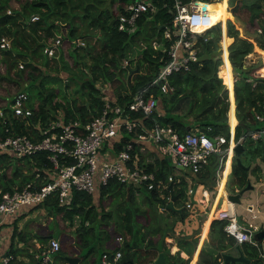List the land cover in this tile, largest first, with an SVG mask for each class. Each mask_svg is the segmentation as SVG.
I'll list each match as a JSON object with an SVG mask.
<instances>
[{
  "label": "trees",
  "instance_id": "obj_1",
  "mask_svg": "<svg viewBox=\"0 0 264 264\" xmlns=\"http://www.w3.org/2000/svg\"><path fill=\"white\" fill-rule=\"evenodd\" d=\"M13 1H18V5ZM133 1L0 0V39L6 37L10 41L8 49L0 48V65L4 68V71L0 70V107L4 113L0 116L1 139L26 135L37 142L42 138L39 130L47 128L53 121L87 122L102 114L105 102L112 106L127 103L144 89L156 95L160 113L159 116L145 117L142 114L138 117L148 128L154 125L171 126L179 135H183L195 129L206 131L210 126V134H223L229 139L228 111L229 122L235 124L238 121L234 134L236 140L259 128L260 124L254 120V112L260 111L259 104L263 98L264 59L259 58L258 63L249 65H246V61L248 55L254 52L253 41L264 50V0H230L229 3L243 32L242 36L232 20L226 21L228 43L232 39L227 47L228 61L235 77L232 89L235 106L232 104L230 110L229 89L225 85L226 68L228 72L230 69L229 66L224 69V62L222 65V30L220 23H217L230 19L229 16L219 19L204 33L196 34L198 60L190 65L188 71L173 72L168 78L173 90L162 92L159 85L150 87V84L169 60L163 49L168 48L171 42L163 38V32L173 26V14L169 10L174 0H149L156 11L143 13L133 31H120L118 16L124 14L126 5ZM226 7L227 2L222 9ZM241 10L246 11V20L240 17ZM32 16L38 19L31 21ZM50 39H60L62 42L57 56L51 58L43 51ZM153 41L163 42V45L154 48ZM63 45L66 51H63ZM65 54L71 61L67 60ZM125 61L127 65H124ZM19 62L23 63V68L18 67ZM19 92L28 96L27 106L32 110L30 116H16L9 107L11 99ZM234 109L237 120L233 118ZM137 115L141 113L134 116ZM130 137L131 134L126 131L120 132V138L114 144L115 150L122 149ZM243 147L240 158L244 166H251L257 158L264 161V136L256 141L245 138ZM46 155L47 152L40 151L23 157L26 159L24 172L23 166L14 161L22 158L1 153L0 169H4V172L0 174V192L21 189L29 182L40 186L51 180L47 174L50 163ZM140 159L144 161V156L141 155ZM220 162L219 154L214 153L209 157L207 164L194 178L201 184L198 187L202 189L211 180L215 181ZM13 163L15 166L12 169ZM233 164V187L242 189L249 181V172L235 161ZM170 167L164 156H158L154 163L147 164V170L155 172L158 181L154 189L148 191L146 202L138 203L133 189L127 190L123 185L111 183L102 187L96 195L74 192L70 206H60L53 193L42 203L30 206L25 211L43 209L54 217L51 220L55 229L48 231V235L59 239L61 246L58 252L66 256L82 257V248L91 241L84 237L93 234L94 227L104 226L101 232H105V235H99L100 243L103 237L105 241L100 257L103 252L120 250L121 257L116 264H153L157 255L163 252L170 264H188L190 258L183 259L180 251H185L191 257L197 239L191 238V234L178 236L175 233L176 223L185 219L187 214L185 211L182 215L174 211L163 214L158 208L167 203L168 188H163L161 184H166L168 174L172 173ZM187 185L184 178L174 184L175 194L178 195L175 205L178 207L182 206L179 200L187 196ZM120 193L124 194L123 200L114 210L107 212L106 206L110 203H105L104 196ZM161 194L165 196L161 197ZM141 217L145 221H139ZM108 218L113 219L110 228L104 223ZM66 222L70 228L75 227L76 237L65 235L66 228L62 226ZM226 223L225 219H215L211 223L209 245L214 249L222 250L224 247L220 243L227 235L224 231ZM57 230H61L58 236L54 232ZM35 235L42 241V249L45 248L46 240L42 237L45 234L38 232ZM117 237H121L122 241ZM166 238H172V243L178 246L179 250L174 254H171L169 247L172 243L165 242ZM229 244L233 245L235 241L231 239ZM241 245L242 251L247 252L252 262H261L255 247L249 243ZM221 250L214 254L213 250L207 251L203 247L197 264H220ZM90 252L82 259L92 260L91 264H95L96 259L89 255Z\"/></svg>",
  "mask_w": 264,
  "mask_h": 264
},
{
  "label": "built area",
  "instance_id": "obj_2",
  "mask_svg": "<svg viewBox=\"0 0 264 264\" xmlns=\"http://www.w3.org/2000/svg\"><path fill=\"white\" fill-rule=\"evenodd\" d=\"M213 1L174 0L173 7L169 10L173 14V26L167 27L163 32V38L171 42L168 48L163 49L169 60L159 71L157 78L151 82L150 87L159 85L162 92L173 90L168 83L169 76L173 72L188 71L190 65L198 60L195 37L202 32L195 29L198 26H206V29H209L215 25L212 24L209 10L206 7L203 9L205 4ZM125 10L124 14L118 16V30L123 32L133 31L138 18L145 12L154 13L156 7L149 0H134L126 5ZM37 19V16H32L30 20ZM60 42V39H50L43 50L44 53L50 58L56 56ZM76 42L84 45L80 40ZM162 45L163 42L153 41L154 48ZM9 47L8 38L1 37L0 48ZM124 65H127V61ZM18 67L23 68V63L19 62ZM27 101L28 96L24 92L13 96L9 107L14 115L27 117L32 114ZM157 101L158 98L152 91L147 93L144 89L133 95L127 103L112 106L108 101L105 102L102 114L87 122L53 121L47 128L39 130L42 138L37 142L26 135L0 138V154L11 153L16 158H23L40 151L47 152L46 159L50 163L47 174L51 178L40 186L29 182L21 189L0 192V227L13 222L28 207L42 203L53 193L56 194L60 206H70L74 192L96 195L102 187L111 183H118L128 189L136 190L144 187L147 191L153 190L158 180L155 172L147 170L148 161L145 156L150 150H153L157 156L167 157L169 162L173 161L178 169L196 174L207 164L212 154L221 155L224 161L230 154L231 157L234 156V147L238 143L243 144L247 135L257 138L264 133V129L251 131L236 140L235 130L227 139L223 134H210L212 131L210 126L206 131L195 129L183 135H179L171 126L154 125L148 128L142 118L138 117L143 116L142 114L145 117L154 114L159 116ZM259 106L260 111L254 112V120L257 123H264V90ZM135 113L141 115L134 116ZM3 114L0 107V116ZM122 131L131 134V137L122 149L115 150L114 144L119 140ZM141 155L144 156V161L140 159ZM179 182V177L171 173L168 174L166 184L161 186L168 188L169 184L173 183L174 191V184ZM193 194L194 190L191 187L187 190V195ZM164 196L161 194V197ZM170 200L168 190L167 203ZM227 201L235 204L228 199ZM194 204L195 202L189 200L185 207L188 209ZM247 210L252 212V207L248 206ZM216 217L227 220L224 231L238 244H253V225L249 222L247 226L241 225L234 210L230 213L223 212ZM117 240L122 241V238L117 237ZM60 246L59 239L50 237L45 248L39 247L40 251L35 256L38 259L37 264H57L55 254ZM120 257V250L113 253L103 252L100 264H116ZM13 259V254L7 253L0 260V264H9ZM261 263L264 264V261Z\"/></svg>",
  "mask_w": 264,
  "mask_h": 264
},
{
  "label": "crops",
  "instance_id": "obj_3",
  "mask_svg": "<svg viewBox=\"0 0 264 264\" xmlns=\"http://www.w3.org/2000/svg\"><path fill=\"white\" fill-rule=\"evenodd\" d=\"M214 1H220V0H214ZM221 1H224V0H221ZM225 1L227 2V7H226L227 9L226 10L230 11L231 6H229V4H228V2H230V0H225ZM224 7H225V2L223 3L220 10H224V9H222ZM232 15H233V13L228 15L229 18H233L234 16L232 17ZM227 20H232V19H227ZM233 20H235V17ZM226 21L218 22V23H220L221 30H222L221 40L224 36L229 38L226 34ZM233 23L236 25V27L240 31V34L243 36L242 29L238 26L236 20L233 21ZM205 31L206 30L201 31V32H205ZM231 41H232V39H231ZM231 41L228 43V45L231 43ZM251 41H253V40H251ZM253 43H254V53L255 54L257 53L259 55V57L263 58L264 56H261L260 55L261 53L257 51L258 47H257L256 43L254 41H253ZM220 45H221V43H220ZM228 45H227V47H228ZM222 55L223 54H222V47H221V58H222ZM228 60L229 59H225V63H228L229 62ZM222 65H223V60H222ZM222 65H220V66H222ZM230 70L232 71V67ZM232 76H233V83H234L233 71H232ZM232 89L233 88L229 89L230 93L233 92ZM229 109H230V107H229ZM234 112H235V109H234ZM236 120H237V118H236ZM236 124H237V121L235 124H232L229 122V126H230L231 130H233L235 128ZM260 127H261V129H264V123L260 124ZM157 157L158 156L156 155V153L153 150H150L148 152V155L145 156V159H147L148 163H154L155 160L157 159ZM228 157L230 158L231 154L229 156H227V158L224 159V161L221 157L220 167H221V165H222V167H221V169L218 168V170L216 171L215 181L211 180L209 182V184L206 187H203L202 189H201V187H198L201 184H198L196 179L194 180V178L196 177V174H193L191 172L184 171V170H181L178 168H177L178 169L177 174L172 173L174 176H178L180 180L182 178H184L188 184L187 185L188 189L192 187L194 190L193 195H187V201L186 202H189V200H190L191 202L193 201L196 203L194 205H192L191 208H188V209L182 204V206H181L182 207V213L181 214L179 213V214L182 215L183 211H185L187 216L185 217V219L178 221L176 223V226H175L176 235L181 236L183 233L184 234H191L190 235L191 238L197 239V245H196L191 257H189V255L185 251H180V256L183 259L190 258L188 264H197L199 252L203 247L207 251L213 250L214 254H215V252H220V250H221V249H214L213 246L209 245V242L211 243V235H210L211 223L213 220L218 219V218L216 217V215H214L213 217L210 218L209 221H208V219H209L210 213H211L214 205L216 206V211H219V214L224 210V208L226 207V201H227L226 194H227V192L236 193L239 190H241V189H235L233 187L234 185L232 183L233 182L232 180L230 182V179L233 178L232 170L234 167L233 163L235 160H234V156H233V157H231V161L229 163V162H227ZM248 167H249V169H248L249 181L248 182L251 184V188L247 189L246 191L243 192V194L241 195L240 203L234 204V211L237 215V220L241 225L247 226V222H249L253 225V233H254V232H257L260 230H264V161H262L260 158H257L255 161H253L251 166H248ZM179 171H182V173H179ZM169 174H171V173H169ZM219 188L223 189V192L221 193L219 198H217V196H218L217 193H218ZM126 189L128 190V188H126ZM232 189H233V191H232ZM196 190L198 192L196 193V198H195ZM199 196H202V198L201 197L199 198ZM215 201L217 202V204L215 203ZM201 203H204V204L201 205ZM175 206L178 207L177 205H175ZM248 206L252 207V212L247 210ZM200 207L204 208L202 211L204 213V215H200L197 213L196 214H190V215L188 214V212H190L189 210H195L196 209V210L200 211ZM205 208H208V211H205ZM194 212H196V211H194ZM44 216H45V213H44L43 209H40V210L36 209V210L29 211V212L23 211V213H21V215L19 216V218L16 221L14 220L13 222H9V223L1 226L0 227V260L2 259L3 256H5L7 253H9V251L12 250V251H14V253H12L14 256V259L9 264H37L38 260H36L37 258L35 256L40 250V248H39L40 245L43 243H42V241H39L37 239L35 234L38 232L45 234V235H42V237L44 236L43 238H45L46 241H47V239H49L50 237L53 236L50 234L48 235V230H45L47 228H45L44 225H46V223L48 221H46L47 218ZM196 216L201 217L200 218L201 224L199 226H198L197 220H196V218H198V217H196ZM111 225H110V227H111ZM231 239H233L235 241V244H233V245L229 244V241ZM46 241H45V243H46ZM165 242H167L169 244V243H172L173 241H172V238H166ZM220 244H222L224 246L222 249L223 251L226 250L227 252L237 254V251L235 249V245L238 243L236 242V240L233 237L225 235V237L222 239ZM245 244H248V243H245ZM250 245L255 247V249L257 250V252L260 256L261 262L264 261V240L257 241L255 239H253V244H250ZM169 247H170L171 254H174L175 252H177L179 250L178 246L175 243L170 244ZM241 249H242V245H241ZM243 253L248 257V255L246 254L247 252L246 253L243 252ZM59 254L60 253L57 252L55 254V256L56 255L59 256ZM98 257L100 260L99 255H98ZM82 260H85V259H82ZM61 262H65V260H63ZM86 264H88V263H86ZM220 264H223L222 258L220 259Z\"/></svg>",
  "mask_w": 264,
  "mask_h": 264
},
{
  "label": "rangeland",
  "instance_id": "obj_4",
  "mask_svg": "<svg viewBox=\"0 0 264 264\" xmlns=\"http://www.w3.org/2000/svg\"><path fill=\"white\" fill-rule=\"evenodd\" d=\"M16 3V6L18 5V1H13L12 3ZM224 2H226L225 0L224 1H215V2H213L214 3V8H217V9H219L220 10V8L222 7V5H223V3ZM230 2H228V4H229ZM231 12V14H232V10H230ZM239 14H240V17L242 18V19H245L246 20V17H247V13H246V11L245 10H241V11H239ZM232 17H233V15H232ZM230 19H234V17L233 18H230ZM227 20V19H226ZM225 20V21H226ZM234 21V20H233ZM225 42V43H224ZM220 43H221V45H220V48L222 47V60H223V62H224V64H225V66H224V69L227 67V66H229V69H231V65L229 64V63H225V59H228V52H227V45H228V40H227V37L226 36H224L223 38H222V40L220 41ZM62 44V42H60V44H59V46ZM63 51L66 49L65 48V45H63ZM67 50V49H66ZM65 50V51H66ZM257 51L258 52H260L261 54V56H264V54H263V52H264V50H261L259 47L257 48ZM57 52L59 53V51L57 50ZM66 55V57L68 58L67 60H69V61H71V59L68 57V55L67 54H65ZM54 56V55H53ZM57 56V55H56ZM52 57V56H51ZM259 58H261V57H259V55L256 53H251L250 55H248V58H247V61H246V65H249V64H251V63H253V62H257L258 63V60H259ZM264 58V57H263ZM263 58H261V59H263ZM0 70L1 71H4V68L0 65ZM226 70H227V73H225L226 74V83H225V85H226V87L228 88V89H231V88H233V76H232V71L231 70H229V72H228V69L226 68ZM234 75V74H233ZM234 79H235V77H234ZM0 92H1V90H0ZM229 92V91H228ZM234 92V91H233ZM230 93L229 92V101H230V103H229V107H231V105L232 104H234V106H235V103H234V93ZM2 94V93H1ZM61 98V97H60ZM230 110V109H229ZM236 117V115H235V112H234V114H233V118H235ZM228 117H229V111H228ZM228 120H229V118H228ZM237 124H238V121H237ZM237 124H236V126H237ZM259 124H263V123H259ZM228 125H229V121H228ZM236 126H235V128H236ZM230 127V126H229ZM235 128L233 129V130H231V128H230V134L232 135L233 133H234V130H235ZM256 130H261V127L259 126V128L258 129H254V130H252V131H256ZM259 134V133H258ZM248 137L246 138V139H248V140H253V141H256L257 139H259V138H262L263 136H264V134L263 133H261L260 134V136H258L257 138H251L250 137V135H247ZM15 162H16V164H19V165H21V166H23V171L25 172L26 170H25V166L23 165L25 162H26V159L25 158H22V159H20V160H14ZM156 161V160H155ZM230 161H231V157L229 158L228 157V159H227V162H229L230 163ZM173 161H171V162H169V167L171 166V163H172ZM226 162V163H227ZM15 166V164L13 163L12 164V169H13V167ZM221 167H222V165H221ZM221 167H220V169H221ZM170 171L172 172V173H174V174H177V172H178V169L177 168H175V167H170ZM4 172V169H0V174L1 173H3ZM9 172V171H8ZM179 173H182V171H179ZM231 180H232V178L230 179V182H231ZM133 191V194H134V196H135V198H136V200H137V202L138 203H142L143 201H145L146 202V198H147V196H148V191L146 190V188H144V187H140L139 189H136V190H132ZM219 194V190H218V193H217V195ZM123 198H124V194L123 193H120V194H115V195H112V196H104V199L103 200H105V203L106 202H109L110 203V205H108V206H106V211L107 212H109V211H111V210H114L116 207H117V205L123 200ZM185 198V196L184 197H182L181 198V200H179L180 202L179 203H181V204H183L184 206H185V202L187 201V196H186V198ZM217 198H219L218 196H217ZM218 201V200H217ZM176 203V202H175ZM215 203L217 204V202L215 201ZM204 203H201V205H203ZM97 205H99L98 203H97ZM159 208V207H158ZM203 209L204 208H202V207H200V211L199 210H189L190 212H188V214L190 215V214H200V215H204V213L202 212L203 211ZM160 210V209H159ZM213 210H216V206L214 205V207L212 208V211ZM163 214L164 213H167V212H169V211H171V210H160ZM194 211H196V212H194ZM205 211H208V208H205ZM212 211H211V213H212ZM41 212V211H40ZM44 213H45V216L44 217H46V216H49V213L46 211V210H44ZM196 217H198V216H196ZM54 217H52V215L50 214V216L47 218V220L46 221H48L47 223H46V225H44V227L45 228H47V229H45V230H48V231H53L54 229H55V225H54V221L53 220H51V219H53ZM201 217H198V218H196V220H197V224H198V226L201 224V219H200ZM145 221V219H143L142 217L141 218H139V221ZM210 220V218L208 219V221ZM104 223H106L107 224V226L108 227H110V225L113 223V219L112 218H108V219H106L105 221H104ZM64 229L66 228V233H65V235L67 234V236H71V237H76V236H74V231H75V227H73V228H70L69 227V225H68V222H66L65 223V226H62ZM64 229H62V231H64ZM105 229V227L104 226H100V227H94L93 228V234L92 233H89V234H87L84 238H88L89 240H91L90 241V243L89 244H87V246H85V247H83L82 248V257H84L87 253H89L90 252V249H92V251L90 252V254L89 255H91L93 258H95L96 259V262H95V264H100V260H99V257H98V255H100V253H101V251H102V249H103V247L105 246V241H104V237L102 238V242L100 243V237H99V235H101V236H104L105 235V232H101V231H103ZM109 231H110V229H109ZM55 232V235L56 236H58L60 233H61V230H57V231H54ZM68 240H69V238H68ZM40 246H42V244L40 245ZM64 256H65V254L64 253H60L59 254V256H55V261H56V263L57 264H60V262L61 261H63L64 260ZM92 257H90V258H92ZM92 258V259H93ZM36 260H38V259H36ZM88 263V264H91V262H92V260L90 261L89 259L88 260H80V262H79V264H86V263ZM93 264V263H92ZM239 264H241V263H239Z\"/></svg>",
  "mask_w": 264,
  "mask_h": 264
},
{
  "label": "water",
  "instance_id": "obj_5",
  "mask_svg": "<svg viewBox=\"0 0 264 264\" xmlns=\"http://www.w3.org/2000/svg\"><path fill=\"white\" fill-rule=\"evenodd\" d=\"M203 9H205V6H203ZM235 21V20H234ZM221 50V48H220ZM243 144L242 143H238L233 151H234V160L235 162L244 167L246 170L249 169L248 166H244L243 163L241 162V153L243 152ZM172 167H177L175 165V163H171ZM251 188V184L248 182V184L246 185L245 188L239 190L236 193H229L227 192L226 197L228 200L233 201L234 203H240L241 201V195L243 194L244 191H246L247 189ZM129 190V189H128ZM168 190L170 193V197L171 200L165 204V205H159L160 210H171L177 213H182V207H176L175 206V202L178 199V195L174 193L173 191V183H170L168 186ZM247 232L249 233V231L247 230ZM253 239L257 240V241H262L264 240V230H260L257 232H254L252 234ZM235 249L237 251V254L234 253H230L225 251L221 252V256H222V260H223V264H262L261 262H252V260L250 258H248L242 251L241 249V245L240 244H236L235 245ZM82 259V257L75 255V256H64V260L67 264H79L80 260ZM153 264H170V262H168L165 258V255L163 252H160L157 257L154 259ZM177 264H182V262H178Z\"/></svg>",
  "mask_w": 264,
  "mask_h": 264
},
{
  "label": "bare ground",
  "instance_id": "obj_6",
  "mask_svg": "<svg viewBox=\"0 0 264 264\" xmlns=\"http://www.w3.org/2000/svg\"><path fill=\"white\" fill-rule=\"evenodd\" d=\"M200 5H203V4H200ZM208 10H209V13L211 15V20H212V24H216V22L219 20V19H222L224 18L225 16H228L230 15V11L224 9V10H220L217 9V8H214V4L213 3H210V4H205L204 5ZM206 26H198L196 27V31H203V30H206ZM264 54V52H263ZM230 64V62H228ZM223 192V189H220L219 188V194L218 196L221 195V193ZM234 210V205L232 204V202H229V201H226V207L224 208V210L221 212H232ZM220 213V214H221ZM219 214V211H216V210H213L212 213H210V216L209 218L213 217L214 215H218Z\"/></svg>",
  "mask_w": 264,
  "mask_h": 264
},
{
  "label": "clouds",
  "instance_id": "obj_7",
  "mask_svg": "<svg viewBox=\"0 0 264 264\" xmlns=\"http://www.w3.org/2000/svg\"><path fill=\"white\" fill-rule=\"evenodd\" d=\"M211 1H212V0H211ZM213 2H214V1H213ZM217 23H218V22H217ZM217 23H216V24H217ZM209 29H210V28H209ZM206 30H207V29H206ZM203 31H204V30H203ZM202 33H204V32H202Z\"/></svg>",
  "mask_w": 264,
  "mask_h": 264
}]
</instances>
